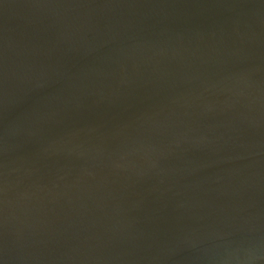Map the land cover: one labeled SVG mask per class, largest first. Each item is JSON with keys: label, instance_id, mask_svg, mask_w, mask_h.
Instances as JSON below:
<instances>
[{"label": "water", "instance_id": "obj_1", "mask_svg": "<svg viewBox=\"0 0 264 264\" xmlns=\"http://www.w3.org/2000/svg\"><path fill=\"white\" fill-rule=\"evenodd\" d=\"M0 264H264V0H0Z\"/></svg>", "mask_w": 264, "mask_h": 264}]
</instances>
